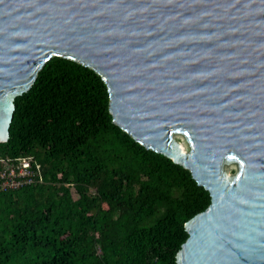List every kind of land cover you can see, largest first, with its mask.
<instances>
[{
  "label": "water",
  "instance_id": "1",
  "mask_svg": "<svg viewBox=\"0 0 264 264\" xmlns=\"http://www.w3.org/2000/svg\"><path fill=\"white\" fill-rule=\"evenodd\" d=\"M55 56L99 73L114 123L209 191L178 264H264V0H0V142Z\"/></svg>",
  "mask_w": 264,
  "mask_h": 264
},
{
  "label": "trees",
  "instance_id": "2",
  "mask_svg": "<svg viewBox=\"0 0 264 264\" xmlns=\"http://www.w3.org/2000/svg\"><path fill=\"white\" fill-rule=\"evenodd\" d=\"M15 106L0 176L30 159L39 178L0 188V264H178L211 195L114 123L99 73L55 56Z\"/></svg>",
  "mask_w": 264,
  "mask_h": 264
},
{
  "label": "built area",
  "instance_id": "3",
  "mask_svg": "<svg viewBox=\"0 0 264 264\" xmlns=\"http://www.w3.org/2000/svg\"><path fill=\"white\" fill-rule=\"evenodd\" d=\"M39 178V173L32 168L30 159L17 163L5 164L0 176V188L3 190L18 189L24 185L33 184Z\"/></svg>",
  "mask_w": 264,
  "mask_h": 264
},
{
  "label": "rangeland",
  "instance_id": "4",
  "mask_svg": "<svg viewBox=\"0 0 264 264\" xmlns=\"http://www.w3.org/2000/svg\"><path fill=\"white\" fill-rule=\"evenodd\" d=\"M175 140L178 143H183L185 148L188 147V145H187V143H186V141H185V139H184V137L182 135H176L175 136ZM224 170H225V173L227 174V176L234 177L237 174V172L239 171V166L235 162H230V163L225 165ZM74 197L77 198V194L76 193H74Z\"/></svg>",
  "mask_w": 264,
  "mask_h": 264
},
{
  "label": "bare ground",
  "instance_id": "5",
  "mask_svg": "<svg viewBox=\"0 0 264 264\" xmlns=\"http://www.w3.org/2000/svg\"><path fill=\"white\" fill-rule=\"evenodd\" d=\"M181 146H182L183 148H185V146H184V144H183V143H181ZM188 147H189V146H188ZM188 147H187V148H188ZM187 148H185V149L187 150Z\"/></svg>",
  "mask_w": 264,
  "mask_h": 264
}]
</instances>
